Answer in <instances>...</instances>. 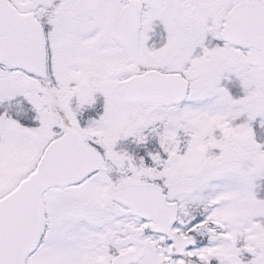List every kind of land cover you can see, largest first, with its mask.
I'll return each instance as SVG.
<instances>
[{"label":"snow or ice","instance_id":"1","mask_svg":"<svg viewBox=\"0 0 264 264\" xmlns=\"http://www.w3.org/2000/svg\"><path fill=\"white\" fill-rule=\"evenodd\" d=\"M0 264H264V0H0Z\"/></svg>","mask_w":264,"mask_h":264}]
</instances>
